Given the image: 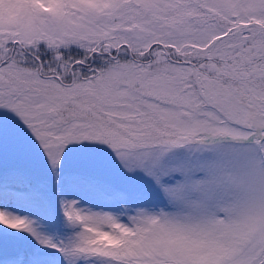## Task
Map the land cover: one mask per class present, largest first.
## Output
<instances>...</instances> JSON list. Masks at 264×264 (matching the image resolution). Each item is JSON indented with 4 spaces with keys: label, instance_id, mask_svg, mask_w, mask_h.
Instances as JSON below:
<instances>
[{
    "label": "snow or ice",
    "instance_id": "1",
    "mask_svg": "<svg viewBox=\"0 0 264 264\" xmlns=\"http://www.w3.org/2000/svg\"><path fill=\"white\" fill-rule=\"evenodd\" d=\"M0 264H264V0H0Z\"/></svg>",
    "mask_w": 264,
    "mask_h": 264
}]
</instances>
